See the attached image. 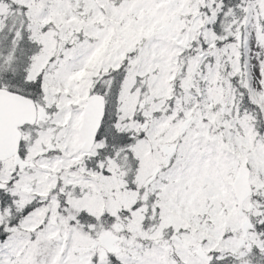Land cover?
I'll return each instance as SVG.
<instances>
[{
  "label": "snow or ice",
  "instance_id": "6c2138e0",
  "mask_svg": "<svg viewBox=\"0 0 264 264\" xmlns=\"http://www.w3.org/2000/svg\"><path fill=\"white\" fill-rule=\"evenodd\" d=\"M0 264H264V0H0Z\"/></svg>",
  "mask_w": 264,
  "mask_h": 264
}]
</instances>
